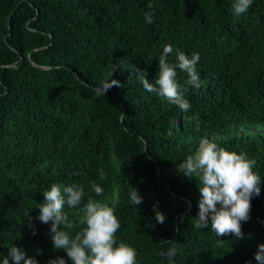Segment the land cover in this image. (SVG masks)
Returning a JSON list of instances; mask_svg holds the SVG:
<instances>
[{
  "label": "trees",
  "instance_id": "obj_1",
  "mask_svg": "<svg viewBox=\"0 0 264 264\" xmlns=\"http://www.w3.org/2000/svg\"><path fill=\"white\" fill-rule=\"evenodd\" d=\"M232 3L0 0V260L15 245L38 264L57 256L72 264L54 250L51 222H40L36 207L51 184L78 183L85 202L91 196L114 208L121 223L117 239L136 249L137 264H168L160 253L171 245L161 240L174 241L175 264H258L254 253L264 243V0H253L240 16ZM165 45L173 47V61L176 49L200 56L201 87L184 85L191 105L186 112L146 91L138 77L143 72L155 82ZM113 79L121 87L96 97L92 89ZM178 79L184 84L186 73L178 70ZM196 115L198 121L191 119ZM202 139L256 160L261 194L242 222L243 239L194 226L200 193L177 165ZM92 183L104 195L96 196ZM132 187L143 197L139 206L130 201ZM154 205L166 216L163 224L155 220ZM82 207L65 205V212L76 219Z\"/></svg>",
  "mask_w": 264,
  "mask_h": 264
},
{
  "label": "clouds",
  "instance_id": "obj_2",
  "mask_svg": "<svg viewBox=\"0 0 264 264\" xmlns=\"http://www.w3.org/2000/svg\"><path fill=\"white\" fill-rule=\"evenodd\" d=\"M252 3L253 0H233V14L240 16L246 13ZM152 7L149 3L148 8ZM144 19L148 24L153 22L149 12L144 13ZM173 52L171 45L163 47L158 56L154 83H149L143 72H140L138 77L146 91L186 112L191 105L183 94L184 85L201 87L200 75L196 69L200 56L199 53H192L189 57L185 52L176 49L173 61L169 59ZM178 70L187 75L184 84L178 79ZM113 86L121 87V84L115 79L108 80L92 91L96 97L106 96ZM191 119L198 121L199 117L196 115ZM195 128L199 130L198 122ZM255 165L256 160L250 158L246 152L229 151L205 139L200 141L194 153L187 155L183 162L177 165L178 172L196 181L200 193L199 211L194 225L196 228H208L210 225L211 231L217 237L232 234L238 239H243L242 222L250 219L252 198L261 194L262 178L254 171ZM91 190L96 196L104 195V189L96 183L91 184ZM42 194L43 200L36 207L39 209L37 219L44 224L51 222L49 236L53 248L65 252L72 264H137L136 249L117 239L116 233L121 228V223L114 208L108 203L91 196H88L85 202V189L78 183L67 186L53 183ZM129 198L136 206L143 202V197L134 187L131 188ZM65 205L70 209L83 205L82 214L76 219H70L65 212ZM153 210L157 223L163 224L165 214L155 205ZM224 242L218 239L219 244ZM161 244L171 245L162 250L160 255L167 259L168 264H175L173 258L177 255V248L174 241L161 240ZM254 258L258 264H264V243L258 245ZM10 260L11 264H38L35 258L27 256L25 251L15 245L8 249L0 264H10ZM48 264L67 262L64 257L57 256L50 259Z\"/></svg>",
  "mask_w": 264,
  "mask_h": 264
},
{
  "label": "water",
  "instance_id": "obj_3",
  "mask_svg": "<svg viewBox=\"0 0 264 264\" xmlns=\"http://www.w3.org/2000/svg\"><path fill=\"white\" fill-rule=\"evenodd\" d=\"M171 189V188H170Z\"/></svg>",
  "mask_w": 264,
  "mask_h": 264
}]
</instances>
